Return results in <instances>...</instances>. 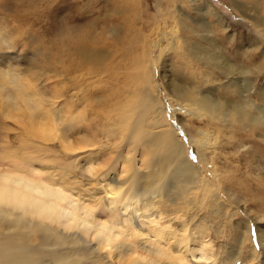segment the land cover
<instances>
[{
  "label": "bare ground",
  "instance_id": "bare-ground-1",
  "mask_svg": "<svg viewBox=\"0 0 264 264\" xmlns=\"http://www.w3.org/2000/svg\"><path fill=\"white\" fill-rule=\"evenodd\" d=\"M229 2L256 28L263 27L264 0ZM205 8L203 14L215 17L216 22L221 19L207 3ZM128 11L110 7L104 14ZM123 20L116 29L108 28L114 41L119 40L120 26L128 29L130 22ZM191 23L194 28L181 22L179 28L161 30L170 49L181 52L175 56L182 66L204 64L225 78L249 74L225 61L204 18ZM181 28L186 35H180ZM127 35L125 44L130 48L134 44ZM193 37L198 40L191 41ZM87 38L82 29L66 50L78 64L101 67L105 56L85 47ZM201 40L205 45L197 44ZM7 41L0 34V49L11 48L12 40ZM152 47L151 42L137 48L142 55L138 53L121 67L123 75L111 73L113 85L108 90L104 87L106 91H89L96 83L92 79L99 75L92 71L70 78L74 92L66 96L62 107L53 103L58 99L46 100L48 96L44 98L28 77L14 78L7 67L0 68V120L17 125L12 140L0 135V177H5L0 181V198L36 209L49 221L0 215V264H240L249 230L245 227V235L237 236V250L226 249L224 257H219L209 233L211 220L221 222L227 209L218 175L215 170L209 179L202 174L169 122L153 79ZM163 51L161 47L157 58ZM87 75L88 91L84 92L82 79L86 82ZM244 78L230 80L239 90L235 94L243 99L234 103L215 99L192 80L181 85L169 79L167 87L176 104L191 116L196 117L197 111L224 120L236 116L240 122L246 119L248 126H264V110L246 99L252 86ZM9 91L12 99L4 97ZM100 106L105 109L99 110ZM247 108L254 113L248 114ZM215 233L221 234V229ZM256 255L251 253L244 261L250 264Z\"/></svg>",
  "mask_w": 264,
  "mask_h": 264
},
{
  "label": "rangeland",
  "instance_id": "rangeland-1",
  "mask_svg": "<svg viewBox=\"0 0 264 264\" xmlns=\"http://www.w3.org/2000/svg\"><path fill=\"white\" fill-rule=\"evenodd\" d=\"M205 1L220 16V22H216V18L207 15L208 13L203 14L207 10ZM110 7L117 10L123 7L129 11L127 14L105 16L109 13ZM178 11L182 15L178 14ZM260 16H264V12ZM123 18L130 22L125 23L128 29L125 26L127 29L125 31L120 26L117 30L119 40L114 41L108 28L116 29L118 22L124 21ZM186 18L193 22H199L204 18L213 32L211 38L214 46L220 53L222 52L225 61L236 71L247 69L249 74L240 73L225 78L204 64L182 66V60L175 56L176 51H172L171 45L165 42V35L161 30L165 27L170 29L174 25L179 28L178 23L181 22L194 28L191 21ZM82 29L89 35V38L85 39L89 45L84 46L102 52L101 54L105 56V59L103 58L105 66L78 64L66 50V45H73L74 37ZM179 30L181 36L187 34L182 28ZM0 34L13 42H10V49H0V68L7 67L14 78L18 75L28 77L35 84L36 90L45 95L44 98L48 96L46 100L58 99L53 103L60 107L66 96L74 92L71 91L70 78L92 71L99 75L92 79L96 80V83L91 85L94 87L89 91L99 90L100 93L105 88L108 90L109 86L113 85L109 79L111 73L120 75L124 64L127 65L138 53L142 55V51L139 52L137 48L143 45L146 47L152 42L149 59L154 71L153 79L159 99L166 107L169 122L171 121L178 137L180 136L186 145L187 156L194 165L199 166L202 174L209 179L210 173L215 170L218 175L217 185L221 200L227 209L223 212L224 219L221 222L220 220L213 222V219L211 223L209 221L212 224L209 233L213 239V248L221 258L224 257V250H237V236H244L247 227L249 242L245 241L242 244L240 264H249L244 259L251 253L257 254V258L250 264H263L264 126L260 124L254 125L255 127L248 126L246 119L240 122L236 116H228L230 119L227 117V120H224L198 111L196 117L191 116L176 104L167 83L169 79L178 81L181 85H187L191 80L196 81V86L202 91H209L215 99L234 103L242 102L243 99L235 94L239 93V90L230 80H242L246 77L252 86V92L245 95L246 99L264 110V21L263 27L256 28L235 12L229 0H196L195 3L188 0H0ZM125 34H128L127 40L129 38L134 46L127 48ZM92 37L94 38L91 41ZM197 40L196 37L191 39ZM197 44L205 45L202 40ZM161 47L164 51L158 56L161 57L157 58ZM197 66L200 68L199 72ZM123 74L124 71H121V75ZM88 77L87 75L86 82L82 79L84 92L88 91L86 87L90 79ZM65 86L67 92L64 90ZM10 94V91L6 92L4 97H11ZM51 95L58 97L51 100L49 99ZM101 107L99 110L105 109H100ZM246 112L253 114L254 110L247 108ZM1 123L0 135L7 134L12 140L17 125L4 118L0 120ZM242 124L246 127L244 128ZM200 156L203 157L202 161ZM220 229L222 233L216 234L215 231Z\"/></svg>",
  "mask_w": 264,
  "mask_h": 264
},
{
  "label": "clouds",
  "instance_id": "clouds-1",
  "mask_svg": "<svg viewBox=\"0 0 264 264\" xmlns=\"http://www.w3.org/2000/svg\"><path fill=\"white\" fill-rule=\"evenodd\" d=\"M31 178V177H28ZM5 177H0V181ZM13 179V178H8ZM0 215H6L8 218L13 216L26 217L39 223L47 224L49 221L43 217V214L37 212L36 209H31L26 205L22 206L19 203L13 202L11 199L4 200L0 198Z\"/></svg>",
  "mask_w": 264,
  "mask_h": 264
},
{
  "label": "snow or ice",
  "instance_id": "snow-or-ice-1",
  "mask_svg": "<svg viewBox=\"0 0 264 264\" xmlns=\"http://www.w3.org/2000/svg\"><path fill=\"white\" fill-rule=\"evenodd\" d=\"M193 158H194V157H193ZM89 174H91V172H90Z\"/></svg>",
  "mask_w": 264,
  "mask_h": 264
}]
</instances>
